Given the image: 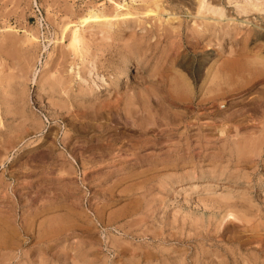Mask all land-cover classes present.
Wrapping results in <instances>:
<instances>
[{
  "label": "rangeland",
  "instance_id": "1",
  "mask_svg": "<svg viewBox=\"0 0 264 264\" xmlns=\"http://www.w3.org/2000/svg\"><path fill=\"white\" fill-rule=\"evenodd\" d=\"M114 1L130 7L121 12L141 11L146 5L143 0ZM161 1L180 10L175 15L179 19L171 23L181 21L182 26L178 35L159 38L156 46L165 52L152 71L144 70L151 69V59L128 56L121 64L120 56L129 54L123 44L134 40L128 39L126 17L111 27L93 23L85 28H103L107 34L103 41L97 35L96 41L106 48L102 46L104 53L98 52L88 73L79 59L75 65L67 42L59 43V26L88 6L111 12L112 5L104 0H0V229L3 221L15 229L14 234L0 231V251L7 249L21 264H233V259L234 264H264V134L256 136L264 127H257L262 115L254 111L264 100V36L258 34L264 29V0H204L222 11V16L204 12L214 17L206 23L208 39L206 34L194 35L187 10L171 0ZM169 16L164 12L162 19ZM144 21L134 23L136 40L147 29L154 32L153 20ZM7 27L14 30L8 33ZM22 30L35 33L37 45L26 40ZM155 41L153 36L149 43ZM61 45L63 57L56 54ZM181 57L185 60L179 65ZM203 59L194 89L189 78ZM59 69L61 74H55ZM208 70L211 76L206 79ZM114 73L121 77L116 89L109 84ZM159 76L169 90L175 83L179 87L173 93L176 102L166 108L161 122L144 118L136 99L128 112L118 109L99 117L87 114L89 118L75 112L79 88L97 86L90 97L93 104L119 103L120 94L131 95L139 85L148 87L145 80ZM214 83L219 85L213 91H198L200 84ZM216 100L224 109L221 117L233 115L242 125L228 123L222 135L204 125L208 142L203 156L182 163L165 157L173 140L155 145L159 131L184 113L188 121L201 113V121L209 123L212 118L204 112L211 109L195 111L190 104L203 101L209 106ZM60 104L66 108L59 109ZM252 132L254 142L263 137L262 144L259 140L261 145L237 155L235 144ZM25 225L29 230L23 234Z\"/></svg>",
  "mask_w": 264,
  "mask_h": 264
},
{
  "label": "bare ground",
  "instance_id": "2",
  "mask_svg": "<svg viewBox=\"0 0 264 264\" xmlns=\"http://www.w3.org/2000/svg\"><path fill=\"white\" fill-rule=\"evenodd\" d=\"M105 2H107L108 4L112 5V11L108 12L107 10H104L103 8H101L99 5H91L88 6V8L86 9L85 13L81 12V14H79L78 16H75V20L72 19H66L64 20V18H62V23L61 26H59V34L57 39L59 40V43L61 42H67L65 44L66 47L69 48V50L71 51V55L74 56V60H75V65H76V60L79 61L84 65L85 68H87L88 73L90 71H92L95 67V61L96 59L99 57V53L103 52V44L101 45L99 42H97V35L99 34V39L102 41L107 38L106 35H104V30H102V26L105 27H109L110 25H114V22H116L117 18L125 19L126 17L129 18V20H127V22H130V24H128L126 27L131 28L130 29V38H133L134 40L132 41V43H124L123 44V49L126 50L129 54L128 55H121V64L125 65V63L128 60V56L131 57H142V61L143 62H147L148 59H151V63L153 64L151 69L150 68H146L144 69L145 71H152L155 64H157L158 62L161 61V59H163V57L161 56L163 52H165V49H159V47L156 46V44L159 42V38L163 39H170V36L173 34H179V28L182 26L181 25V21L177 24L176 26H173L171 21H174L175 19H179L178 16H175L177 14V11L174 10V8H171V5H166L164 2V4L162 3L161 0H143V3L145 2L146 5L145 7L139 10L141 11H134L132 10V12L127 11L130 7H128L127 4H125V2H116L114 0H104ZM174 1V2H173ZM176 3V5L178 6V9H184L187 10L189 12V16H191V20L193 23L192 25H194L193 27H191L193 30L192 32L194 33V35L197 36H204L206 34V32L209 31V28L206 26L207 21L212 19L214 20L212 17H206L204 16V12L205 11H209V12H215L216 15L218 16H222V11L221 8H219V6L216 3H213L212 1H208L205 2L204 0H171V4ZM82 5V4H81ZM194 5V7H193ZM138 7V6H137ZM173 7V6H172ZM218 10L214 11V8H217ZM68 8V7H67ZM70 8V6H69ZM127 9L125 12H121V9ZM136 8V7H135ZM134 9V8H133ZM177 9V8H176ZM192 9V10H191ZM194 9V10H193ZM64 10V9H63ZM69 13H70V9H68ZM66 11V10H65ZM180 11V10H179ZM178 11V13H179ZM192 11V12H191ZM73 12V11H72ZM71 12V13H72ZM164 12H168V14L170 15L167 20H163L162 19V14ZM167 14V13H166ZM182 14V13H181ZM187 14V13H186ZM167 16V15H166ZM72 17V16H71ZM184 17V16H183ZM217 19V18H216ZM221 19V18H220ZM219 19V20H220ZM225 19V18H224ZM144 20H153L152 22H154V32H152V30L147 29L145 31V36L140 37L138 40H136V36L133 30V26L134 23H138V25H142L145 21ZM219 20H217V22L219 23ZM146 21V22H147ZM150 21V22H151ZM177 21V20H176ZM175 21V22H176ZM227 21V20H226ZM229 21V20H228ZM166 22L167 26H163V23ZM188 22V21H187ZM212 22V21H211ZM215 22V21H214ZM249 22V21H247ZM93 23L95 25L97 24H101L102 26L99 25L100 31L98 32H89L90 30L86 29L88 32H86L85 28L89 27V24L92 26ZM205 23V24H204ZM117 24V23H116ZM132 24V26H131ZM137 25V24H136ZM189 26V24H187ZM191 25V24H190ZM209 25V24H208ZM110 26V27H111ZM214 26V24H213ZM212 26V27H213ZM255 26V25H254ZM96 27V26H95ZM190 27V26H189ZM188 27V28H189ZM258 27V26H257ZM256 27V28H257ZM97 28V27H96ZM198 28V29H197ZM215 28V27H214ZM7 29V30H6ZM5 30L6 32L9 33V31H13L14 29L12 27H7ZM93 29V27H92ZM98 29V28H97ZM96 29V30H97ZM251 29V28H250ZM254 29V28H253ZM252 29V30H253ZM4 30V31H5ZM21 30V29H20ZM258 30V29H256ZM260 31H258V34L261 36H264V29L263 28H259ZM56 31V30H55ZM255 31V30H254ZM16 32V30H15ZM31 32V31H30ZM215 32V31H214ZM252 32V31H251ZM261 32V33H260ZM13 33V32H12ZM33 33V32H32ZM22 34L24 35L23 37L26 38V40L29 41H36V43L34 42V45H37V37L34 35H32L31 33H27L26 30H22ZM57 34V33H56ZM252 34V33H251ZM12 35V34H11ZM257 35V34H256ZM22 36V35H21ZM96 36V37H95ZM155 36L158 41H155L153 44L149 43V40L151 37ZM207 37L205 38H209V36L206 34ZM246 36V35H245ZM250 36V33H249ZM39 37V36H38ZM105 37V38H104ZM248 37V36H247ZM252 37V36H251ZM260 37V36H259ZM12 38V37H11ZM51 38V37H50ZM104 38V39H103ZM15 39V38H13ZM56 39V38H55ZM249 39V37H248ZM132 40V39H131ZM24 41V40H23ZM48 41V40H47ZM51 41V40H49ZM2 42V41H1ZM56 42V41H55ZM53 42V43H55ZM136 42V43H135ZM148 42V44H147ZM58 43V42H57ZM60 43V44H61ZM59 44V45H60ZM147 44V45H146ZM178 44V43H177ZM24 45V44H23ZM33 45V43L31 44ZM33 45V46H34ZM42 45V44H41ZM57 45V44H56ZM146 45V46H144ZM158 45V44H157ZM39 46V45H38ZM45 46V45H44ZM64 46V45H63ZM105 47V44L104 46ZM38 48V47H36ZM58 48V47H57ZM56 48V49H57ZM62 48V45L59 49ZM106 48V47H105ZM104 48V49H105ZM8 49V48H7ZM66 49V48H65ZM13 50V49H12ZM68 50V51H69ZM100 51V52H99ZM149 51L150 53L148 55H146V52ZM6 52V51H5ZM66 52V51H65ZM99 52V53H98ZM63 53L62 49L56 53L59 54V56L63 57ZM68 53V52H67ZM70 53V52H69ZM104 53V52H103ZM35 54V53H34ZM37 54V53H36ZM175 54H177L175 52ZM12 55V54H11ZM10 55V56H11ZM55 55V54H53ZM102 55V54H101ZM38 56V55H37ZM50 56V55H49ZM57 56V55H55ZM68 56V55H67ZM240 56V55H239ZM13 57V56H11ZM54 57V56H52ZM51 57V58H52ZM60 57V58H61ZM248 57V56H247ZM50 58V59H51ZM56 58V57H55ZM59 58V59H60ZM66 58V57H65ZM72 57H70L71 59ZM224 58V57H223ZM236 58V57H235ZM49 59V60H50ZM64 59V58H62ZM180 64H182V61L185 60L184 57L180 58ZM226 59V58H224ZM57 60V59H56ZM73 60V59H72ZM70 60V63L71 61ZM17 61V60H16ZM54 61V60H53ZM61 61V60H60ZM58 60V62H60ZM65 61V60H64ZM78 61V62H79ZM141 60H137L138 62H142ZM27 62V61H26ZM51 63V61H49ZM68 62V61H67ZM79 62V63H80ZM1 63V61H0ZM56 63V62H54ZM73 63V64H74ZM204 63V59L200 60V62L198 63L196 70L194 72L195 76H191V78H189L191 80V85L194 87V79H196V76L199 74L197 73L198 70H200V72H202V65ZM49 64V63H48ZM58 65V63H56ZM60 64H64L59 63ZM71 64V66L73 65ZM50 65V64H49ZM82 65V66H83ZM122 65V66H123ZM61 66V65H60ZM59 66V67H60ZM64 66V65H63ZM4 67V66H3ZM23 67V66H21ZM49 67V66H48ZM52 67V65H51ZM58 67V66H57ZM56 67V68H57ZM73 67V66H72ZM124 67V66H123ZM50 68V67H49ZM53 68V67H52ZM220 68V67H219ZM219 68L216 70V72H219ZM248 69V67H246ZM48 69V68H47ZM2 70V69H1ZM9 70V69H7ZM49 70V69H48ZM53 70V69H52ZM19 70H16V72ZM56 71V70H55ZM58 71L61 74V70H57V72L55 74L58 75ZM124 73H126V69L123 71ZM6 73V72H5ZM46 73V72H45ZM48 73V72H47ZM52 73V72H51ZM188 73V72H187ZM14 74V73H13ZM50 74V72H49ZM150 74V73H149ZM193 74V73H192ZM191 74V75H192ZM211 71L208 70L206 72L205 77L206 79L210 78ZM10 75V74H9ZM54 75V74H51ZM112 75V74H109ZM203 75V74H202ZM215 73L214 75H212L211 81H214V77H215ZM7 76V75H5ZM11 76V75H10ZM49 76V75H47ZM46 76V79H48ZM113 77L111 79H109V84L114 87L115 89L119 86V83L121 81V77L119 76V74H113ZM152 75H150L151 77ZM253 76V75H252ZM13 76H11L12 78ZM15 77V76H14ZM50 77V76H49ZM110 77V76H109ZM149 77V76H148ZM10 78V79H11ZM53 78V76H52ZM147 78V77H146ZM9 79V80H10ZM56 80V78H53ZM204 79V78H203ZM202 79V82L205 81ZM219 79V78H218ZM9 80H7L9 82ZM51 80V79H50ZM144 80V79H143ZM49 82V80H47ZM54 81V80H53ZM57 81V80H56ZM55 81V82H56ZM147 82L148 87L144 88L143 85H139L138 91L137 92H132L131 95H127V94H120V96H118L120 102H122V107H119V105L121 104L120 102L118 103V100L115 102H103V103H99V104H93V100H90L92 97V95L94 93H96L97 90V86L95 87H89L88 89L85 88H79L78 91L75 93V112L82 113V115H86L87 114H93V116L95 114L96 117L99 114H105L111 111H117L118 109H120V111H125L128 112L129 105L133 104V100L136 99V105L139 106L138 110L140 109L141 114H143L144 118H152L154 117L157 121H162L165 119V113H166V108H168L170 105H173L176 101H175V96L173 95V93L177 94L176 91L178 90L179 87L178 84L175 83V86L173 88V90H169L170 87L166 88V84L165 81L159 76V78H157L156 80H145ZM145 81H143L145 83ZM6 82V81H5ZM46 82V81H45ZM58 84H59V79H58ZM47 83V82H46ZM45 83V84H46ZM51 83V82H50ZM54 84V83H53ZM57 84V83H56ZM160 84V86L156 87V85ZM187 84V83H186ZM50 85V84H49ZM94 85V84H93ZM96 85V84H95ZM205 84H200L198 86V91L199 92H203L204 88L207 91H213L215 89V87H217L219 85V83H214L213 85H209L208 87L204 86ZM260 85V84H259ZM52 86V84L50 85ZM170 86V85H169ZM186 86V85H185ZM187 86L189 87V84H187ZM42 87V86H41ZM50 88V87H48ZM53 88V87H52ZM63 89V87H62ZM76 89V88H75ZM148 89V90H147ZM157 91H154V90ZM133 90V89H132ZM42 91V90H41ZM62 91V90H61ZM63 92V91H62ZM228 92V91H227ZM137 93V94H136ZM183 93V92H182ZM16 94V93H15ZM19 94V93H18ZM226 94V93H224ZM222 94V95H224ZM97 95V94H96ZM210 95V94H209ZM149 96H153L155 98H152L150 100ZM117 97V96H116ZM203 97V96H202ZM17 98V97H16ZM96 98V96L94 97V99ZM181 98V97H180ZM246 98V97H245ZM229 99V98H228ZM248 99V97H247ZM263 99H264V94H263ZM19 100V99H18ZM83 100V102H82ZM244 100V99H243ZM105 101V100H104ZM177 101L179 102H184L185 100L183 99H178ZM51 102V101H50ZM49 102V104H50ZM246 102V101H245ZM217 100L215 102H211V104L209 106H207L206 103H203V101L200 103H196L190 104V107H192L195 111L198 110H208L211 109V112L205 111L204 115L207 116H211L212 120L209 123H205L204 121H201V113L197 114L194 118V120H187V113H184L181 116H178L177 119L174 120V122H169L167 123V127H165L163 130L159 131L160 134L158 136L157 139H155V145L161 143V142H166L173 140V142L168 143L169 144V150L166 152V154L164 155L165 157L169 156V157H173L174 160L176 161H180L182 162H188L190 161L194 156H198L200 157L201 155H204V150L206 147V144L208 142V135L205 132L206 128H204V125L207 127H211L212 131H217V133L219 132L220 135H222L224 133V130L228 123H232V125L229 126H239L241 123H239V121L235 120V116L230 115L226 118L221 117V111L224 110H220L221 108V102L217 105ZM242 103V102H241ZM56 104V103H55ZM58 104V103H57ZM56 104V106H57ZM135 104V103H134ZM223 104V103H222ZM239 104V103H238ZM250 104V103H249ZM62 104H60L61 106ZM51 107L55 106V105H51ZM121 106V105H120ZM251 106V105H250ZM59 107V105L57 106ZM56 107V108H57ZM66 108V106L62 105L61 108ZM184 108V107H183ZM207 108V109H206ZM212 108H214L212 110ZM186 109V108H185ZM130 110V109H129ZM119 111V113H120ZM250 111V110H249ZM254 111L261 114L262 115V119H260L259 121H257V127H264V100L263 102H260L259 105H256L254 108ZM223 112V111H222ZM123 113V112H122ZM131 113H137L135 112H131ZM203 113V112H202ZM112 114V113H111ZM113 114H116V112ZM112 114V115H113ZM127 114V113H126ZM174 114V113H173ZM249 114V113H248ZM77 115V114H76ZM80 115V114H79ZM81 115V116H82ZM84 115V116H85ZM106 115V114H105ZM247 116V114H245ZM78 116V115H77ZM83 116V119H85ZM90 116V115H89ZM89 116H87L89 118ZM120 116V115H118ZM141 116V115H140ZM252 116V115H251ZM80 117V116H79ZM95 117V116H94ZM99 117V116H98ZM194 117V116H193ZM92 118V117H90ZM108 118V117H107ZM114 118V115H113ZM117 118V116H116ZM241 118V117H240ZM127 118L125 117L124 120H126ZM116 120V119H115ZM207 120V119H206ZM170 121H172L170 119ZM82 122V121H81ZM80 122V123H81ZM131 122V121H128ZM159 123V122H158ZM245 124V123H244ZM79 125V124H78ZM82 125V124H80ZM242 125V124H241ZM248 125V124H246ZM84 126V125H83ZM107 126V125H106ZM256 126V124H255ZM77 127V126H76ZM85 127V126H84ZM138 127V126H137ZM178 127H181V130L178 131ZM221 127V128H219ZM223 127V128H222ZM228 127V126H227ZM240 127V126H239ZM251 128V127H250ZM139 129V128H138ZM229 129V128H228ZM153 130V129H152ZM154 131V130H153ZM227 132V131H226ZM255 132V131H254ZM246 133L244 135H242L241 137V141L239 143H236V147H235V151L236 154H242L244 151H246L250 146H258L257 144H260L259 140H261V144H262V139L259 138L258 142H254L255 138H252V134L254 133ZM259 133H257V139L258 136H261L260 134H264V128H261L259 131ZM118 133V132H117ZM230 133V132H229ZM256 134V133H255ZM143 135V134H142ZM120 136V135H119ZM175 138H174V137ZM263 136V135H262ZM149 138V137H148ZM174 138V139H172ZM253 139V141L251 140ZM136 140V139H135ZM6 141V140H5ZM133 141V140H132ZM257 141V140H256ZM131 143V142H130ZM133 144V143H132ZM135 144V143H134ZM145 144V143H144ZM143 144V145H144ZM260 144V145H261ZM1 145V144H0ZM102 146V145H101ZM106 146V145H105ZM256 146L254 148H256ZM107 147V146H106ZM121 147V146H120ZM196 149V152L193 153V148ZM108 151V150H107ZM127 151V150H126ZM125 151V152H126ZM256 151V150H255ZM4 152V151H3ZM102 153V151H101ZM111 153V152H109ZM112 154V153H111ZM108 155V154H107ZM111 157V156H110ZM139 158V157H138ZM63 159V158H62ZM156 160H158L156 158ZM155 159H153L151 162H153L155 164ZM160 160V159H159ZM129 162V161H128ZM117 163V162H116ZM155 166V165H154ZM150 169V168H148ZM219 169V168H218ZM70 170V169H68ZM216 170V169H215ZM86 172V171H85ZM57 173V172H56ZM125 174V173H124ZM63 176V175H62ZM194 186V185H193ZM6 192V191H5ZM1 196V195H0ZM9 199V198H8ZM143 200V199H142ZM221 203V202H220ZM5 205V204H4ZM6 207V206H5ZM39 207V206H38ZM11 210V208H10ZM14 210V209H13ZM9 213V212H8ZM229 215H231V213H228ZM28 220V219H27ZM41 221V220H40ZM47 224V223H46ZM49 224V223H48ZM30 226V225H29ZM13 226H11V224L9 222H4L3 221V225H1V232H7L8 234H14L15 233V229L12 228ZM26 227H28V225H25L24 227H22V232L23 234H26V232L29 230L28 228L26 229ZM50 227V226H49ZM53 232V231H52ZM28 233V232H27ZM2 235V234H1ZM4 236V235H3ZM46 236V235H45ZM7 237V236H6ZM1 238V237H0ZM6 239V238H5ZM2 240V239H1ZM0 240V241H1ZM4 241V239H3ZM1 243V242H0ZM4 243V242H3ZM10 244V243H8ZM12 245V244H11ZM14 245V244H13ZM2 246H5L2 245ZM46 246V245H45ZM6 247V246H5ZM10 248V245L8 246ZM48 247V246H47ZM4 248V247H3ZM12 248V246H11ZM121 249V248H120ZM7 250V249H6ZM5 250V252H1L0 251V264H8L9 261H12L9 264H21L20 261H18L16 258H18L15 255L10 256L11 254L9 253V251L7 252ZM11 250V249H9ZM260 250V249H259ZM13 252V251H12ZM127 252V251H126ZM21 255V254H19ZM17 261H14V260ZM236 262L235 259H233V264ZM264 263V262H263ZM245 264V263H244Z\"/></svg>",
  "mask_w": 264,
  "mask_h": 264
}]
</instances>
